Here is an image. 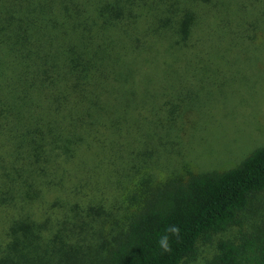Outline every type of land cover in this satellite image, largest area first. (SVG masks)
<instances>
[{"label": "trees", "instance_id": "trees-1", "mask_svg": "<svg viewBox=\"0 0 264 264\" xmlns=\"http://www.w3.org/2000/svg\"><path fill=\"white\" fill-rule=\"evenodd\" d=\"M207 1L0 0V264H182L235 227L210 264H264V146L157 176Z\"/></svg>", "mask_w": 264, "mask_h": 264}, {"label": "rangeland", "instance_id": "rangeland-1", "mask_svg": "<svg viewBox=\"0 0 264 264\" xmlns=\"http://www.w3.org/2000/svg\"><path fill=\"white\" fill-rule=\"evenodd\" d=\"M207 2L202 8L208 50L155 86L158 99L177 100L176 116L180 106L185 117L180 130H157L169 145L157 154L164 168L157 169L158 177L228 171L264 146V0ZM161 113L168 114L167 108ZM251 215L246 213V224ZM238 235L235 227L201 239L196 258L182 264H210L218 242Z\"/></svg>", "mask_w": 264, "mask_h": 264}]
</instances>
